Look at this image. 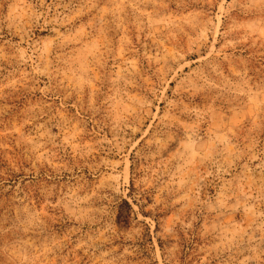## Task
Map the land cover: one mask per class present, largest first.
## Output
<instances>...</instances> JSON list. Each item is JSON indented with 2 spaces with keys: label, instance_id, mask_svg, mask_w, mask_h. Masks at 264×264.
Masks as SVG:
<instances>
[{
  "label": "rangeland",
  "instance_id": "rangeland-1",
  "mask_svg": "<svg viewBox=\"0 0 264 264\" xmlns=\"http://www.w3.org/2000/svg\"><path fill=\"white\" fill-rule=\"evenodd\" d=\"M0 264H264V0H0Z\"/></svg>",
  "mask_w": 264,
  "mask_h": 264
},
{
  "label": "trees",
  "instance_id": "trees-1",
  "mask_svg": "<svg viewBox=\"0 0 264 264\" xmlns=\"http://www.w3.org/2000/svg\"><path fill=\"white\" fill-rule=\"evenodd\" d=\"M126 204H127V202H126Z\"/></svg>",
  "mask_w": 264,
  "mask_h": 264
}]
</instances>
